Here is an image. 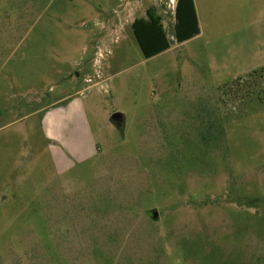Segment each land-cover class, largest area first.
Listing matches in <instances>:
<instances>
[{
  "label": "rangeland",
  "instance_id": "rangeland-1",
  "mask_svg": "<svg viewBox=\"0 0 264 264\" xmlns=\"http://www.w3.org/2000/svg\"><path fill=\"white\" fill-rule=\"evenodd\" d=\"M112 2L0 0V264H264V98L223 87L264 68L251 24L177 44Z\"/></svg>",
  "mask_w": 264,
  "mask_h": 264
},
{
  "label": "crops",
  "instance_id": "crops-1",
  "mask_svg": "<svg viewBox=\"0 0 264 264\" xmlns=\"http://www.w3.org/2000/svg\"><path fill=\"white\" fill-rule=\"evenodd\" d=\"M112 3V0H103L101 6L102 12H105L106 10L111 8ZM137 3L140 4V0H134V5L128 3V1L126 0V3L121 8L122 10H124L125 8L124 18H127L130 13H133L134 10H136L135 4ZM193 4L199 28L198 35L201 34L202 29H205L206 31H208V34L210 36H213L216 30L225 28L227 24H229L230 26L251 24L252 33L249 45L254 48V52L256 54L264 53V0H193ZM147 8L148 7L145 8V11ZM92 9L95 8H91L90 13L92 12ZM118 13H121L120 10L118 11ZM243 40L244 42H246V39ZM261 47L263 48L261 49ZM66 100H68V98H61L53 102L46 108V110H51L53 109V107L58 106ZM80 119L83 120L84 123L87 122L86 118H84L82 114L80 115ZM43 122L44 123L42 124V128L46 136L60 137L55 132L57 126H55L53 121L46 119L43 120ZM86 129L89 133L87 126ZM58 144L59 146H57V144H54L51 147V152L55 164L59 167L61 164L69 161V159L65 155V152H63V150L61 149L62 145L60 143Z\"/></svg>",
  "mask_w": 264,
  "mask_h": 264
},
{
  "label": "trees",
  "instance_id": "trees-1",
  "mask_svg": "<svg viewBox=\"0 0 264 264\" xmlns=\"http://www.w3.org/2000/svg\"><path fill=\"white\" fill-rule=\"evenodd\" d=\"M130 26L144 58L153 57L171 47L172 42L167 36L162 18L155 7H148L145 16L134 19ZM172 30L174 41L177 44H181L199 34L193 0H177ZM223 87H227L228 90L236 88L238 92L241 89L245 96L257 93L259 99L262 100L264 98V68L243 78H237ZM245 88H250V90Z\"/></svg>",
  "mask_w": 264,
  "mask_h": 264
},
{
  "label": "water",
  "instance_id": "water-1",
  "mask_svg": "<svg viewBox=\"0 0 264 264\" xmlns=\"http://www.w3.org/2000/svg\"><path fill=\"white\" fill-rule=\"evenodd\" d=\"M110 122L119 130L121 131L123 129V116L120 113H114L111 115L110 117ZM151 217L152 219H156L157 218V213L155 211L151 212Z\"/></svg>",
  "mask_w": 264,
  "mask_h": 264
},
{
  "label": "built area",
  "instance_id": "built-area-1",
  "mask_svg": "<svg viewBox=\"0 0 264 264\" xmlns=\"http://www.w3.org/2000/svg\"><path fill=\"white\" fill-rule=\"evenodd\" d=\"M176 2L177 0H160L161 5L164 6L165 12H168L171 16L174 15Z\"/></svg>",
  "mask_w": 264,
  "mask_h": 264
},
{
  "label": "flooded vegetation",
  "instance_id": "flooded-vegetation-1",
  "mask_svg": "<svg viewBox=\"0 0 264 264\" xmlns=\"http://www.w3.org/2000/svg\"><path fill=\"white\" fill-rule=\"evenodd\" d=\"M207 126H208V124H205V123H203V133H202V137H206V134H207ZM151 212L152 211H149V214H150V217H151Z\"/></svg>",
  "mask_w": 264,
  "mask_h": 264
}]
</instances>
